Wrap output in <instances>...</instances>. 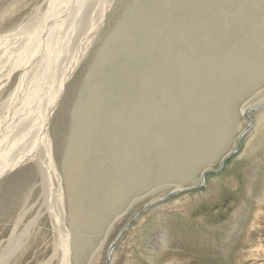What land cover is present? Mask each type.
<instances>
[{
	"label": "rangeland",
	"instance_id": "obj_1",
	"mask_svg": "<svg viewBox=\"0 0 264 264\" xmlns=\"http://www.w3.org/2000/svg\"><path fill=\"white\" fill-rule=\"evenodd\" d=\"M237 1L255 6V0H45L33 19L28 18L31 14L21 18L25 23L17 31L5 29L3 34L7 36L0 39V196L19 177H32V185L41 189L40 199L44 206L42 202L40 205L47 209L51 205L54 208L51 213L57 217L59 205L53 201L55 193L62 191L58 195L62 194L66 185L62 171L67 162L66 152L71 153V142L76 138L78 142L81 132L85 136L88 134L83 138L87 139L84 147L91 149L89 164H85V171L81 167V176L86 181L93 178V174L99 176L108 171L114 162L111 145L119 124L126 128L132 126L137 118L133 108L151 94L157 98L164 95V89L158 84H145L144 71L154 67L155 75L162 70L169 72L167 91L175 95L171 102L184 99L186 96L181 93L186 84L180 81L178 85L173 81L175 72L185 71L184 67L188 72L194 68L200 70L198 60L206 51L231 52L233 40L227 37L236 32L234 25L246 27L253 18L247 16L250 8L245 6L243 9L233 7L237 11L225 14L227 19L214 17L213 12L225 11L222 9L226 5ZM8 4L9 0H0V17L10 8ZM190 11L199 16L197 20L187 19L185 13ZM206 34L213 36L212 39H204ZM248 47L245 43L246 53H239L243 58L253 50ZM161 53H178L179 62L165 61L160 58ZM229 55L221 57L224 62H228ZM102 60L106 63L100 62ZM99 71L101 73L97 74ZM97 82L103 86L98 87ZM257 88L243 92L235 106L237 110L234 108V130L229 146L234 144V149L230 150L236 152L224 160L223 152L222 158L204 167L210 169L205 176L206 183L199 181L200 170L193 183L176 182L177 177L170 178L165 171L156 170L150 182L153 183L144 184L141 188L144 191L135 194L134 201L125 204L121 214L118 210L111 212L101 229L82 230L78 234L67 222L69 231L73 230L74 256L84 252L83 237L93 236L96 238L94 251L87 264H107L109 246L129 223V229L116 244L112 264H264V119H261L264 105L263 110L250 113L254 123L248 126L242 143L236 145L239 131L248 123L241 114L242 108L252 109L264 97V83ZM197 106L204 107L201 103ZM129 109L131 112L126 113ZM167 111L174 110L169 106ZM144 131L139 128L135 133L140 138ZM178 132L177 129L175 133H165L166 138L169 139V134L171 138L177 136ZM129 136L132 135L126 138ZM107 139L111 140L106 143ZM99 144L101 148H97ZM150 149L147 151H152L151 156L146 149H139V153H144L138 155L140 160L142 156L148 157L142 162L149 159L148 163L160 165L158 157L153 159L156 149ZM92 155L97 156L96 161L90 160ZM47 168L52 177L48 176ZM129 168L130 180L142 181L138 174L148 171L130 162ZM178 168V165L173 167L174 170ZM97 191L103 192L100 186ZM171 192L174 194L170 196ZM61 201L63 208L64 197ZM67 206L68 202L65 207L69 211ZM44 216L49 218L45 225L51 228L52 216L49 212L43 213ZM11 226L8 233L9 228L5 230L6 244L1 249L3 259L7 260L14 255L10 245L19 243L23 236L21 227L24 229L20 225L10 242L15 229ZM249 253L251 255H246ZM25 256H22V264L25 261L29 264L30 258Z\"/></svg>",
	"mask_w": 264,
	"mask_h": 264
},
{
	"label": "bare ground",
	"instance_id": "obj_2",
	"mask_svg": "<svg viewBox=\"0 0 264 264\" xmlns=\"http://www.w3.org/2000/svg\"><path fill=\"white\" fill-rule=\"evenodd\" d=\"M44 1L9 0L8 6L10 8L8 7L9 9L3 12L2 17H0V39H3L5 36H7L3 34L5 29L7 30L12 28V30L14 29L17 31V28H20L22 24L25 23V21H23L21 18L31 14L28 18L30 20L33 19L35 12L42 7ZM235 3L226 5L225 9H222L225 11L217 13L213 12L215 13L214 17L220 16V18H225V14L230 15L231 12L235 13L237 11H235L233 7H239L243 9L245 6L250 8L247 16H253L251 19L252 22L249 21L246 27L241 28L236 24L234 25L236 32L227 37L229 41L233 40V45L235 46L232 47L231 52L229 51L230 55L229 52H224L223 50L222 53H208L206 51V54L198 60V62L201 63L200 70L195 68L193 69V66V70L190 72L186 71L185 67V71H181L179 69L177 70L178 72L176 71L177 73L175 72L176 78H172L173 81L178 85L180 81L183 82L180 84H186L184 91L181 93L186 97L184 99H178L182 101L177 100L171 102L174 94L172 95V92L169 93V90L167 91V83L170 79L169 72L162 70V72L158 71V75H155L156 70L154 67L148 68L144 71L145 73L143 74L145 84H158L161 90L164 89V95L160 98H157L151 94L149 95L150 98L148 97V99L142 101L138 107L133 108L132 112H137V118L132 126L126 128L125 126L119 124V127L117 128L118 131L114 135L111 145V147L115 149L111 151V153L114 155V162L110 164L111 168L108 171H103L104 174L101 173L99 176L93 174V178H90V180L87 179L86 181L84 176H81V171H85V164H89L87 159L91 149L89 150L88 148L84 147L86 145L85 143H87V139L83 138L84 132H81L78 136L81 137L78 142L77 138L71 142V153L69 154L68 151L66 152L67 162H65L62 171L66 185H64V191L62 194L58 195L62 191H57L55 193V200L53 201V203L55 202L56 206L59 205L58 211H60L58 212L57 217L51 213V210L54 209L51 205L48 209L43 207V202L40 199L41 189L39 186L37 188L36 185H32V177H19V179L15 181L14 185L10 189L4 195L0 196V264H22L23 255H26V258H30L29 264H73V259L74 264H87L88 260H92L91 253L94 251L93 244L96 238L88 235L83 237L85 244L84 252L82 255L74 256V237L72 235V229H74L75 233L78 232V234H81L82 230L83 232L86 230L95 232L97 229L104 227L108 222L107 216L111 212H114V210H118L120 212L122 209H124L123 207L125 204H128L132 199H135V194H138L140 191H144L141 190L144 184L153 183L150 182L151 179L155 178L156 170L165 171L170 175V178L171 176L177 177L176 182L184 181L192 183L196 182L197 179L195 177L200 170L199 173L201 175L199 181L201 183H206L205 176L207 171L210 169L204 167L212 165L213 161H216L219 157L222 158L223 154H225L223 156L224 160L229 154L233 152L232 150L234 149V144L231 146L229 145L232 143V131L234 130V108L242 96V93L248 90L255 91L258 89L257 87L259 85L264 83V5L260 6L264 3V0H255V6H253V3L246 1H237ZM216 8L217 7H214V9ZM209 9L210 8L207 10ZM239 11L240 13L242 12V10ZM205 13L204 15L207 17L208 15ZM185 15L188 20H197L199 17L195 12L192 11L185 13ZM176 18L177 17H175V19ZM177 26H179V24ZM248 28H250V31L247 30ZM216 32L214 34H216ZM212 37L213 36L209 35L204 39H212ZM245 43L249 46L248 49L252 48L253 50L248 53L250 55L247 54V57L243 58V55L239 53H246L247 49L245 48ZM199 45L202 47V43ZM237 47L239 48L236 49L235 52L238 54L234 53V49ZM223 55H229L226 58L228 61L227 63L221 58ZM108 58L110 59V57ZM160 58L165 61L173 60L174 63L177 64V62H179L178 60L180 55L178 53H161ZM100 59H104V56L103 58L100 56ZM187 59L189 58L187 57ZM100 62H103V60ZM188 63H190L189 60ZM100 71L96 73L99 74L101 73ZM171 74H173L172 71ZM97 84L98 87L102 85L101 82H97ZM183 86L185 85H182V87ZM96 90L97 89H95V91ZM161 90L158 91V93H160ZM155 92L157 93V91H153L152 93ZM151 96L155 97L156 99H151ZM98 102L99 101L97 100L95 103L98 104ZM199 103H201L204 107H198L197 104ZM263 105L264 97H261L260 104L253 107L252 109H247V107L242 106L243 108L241 110V114L245 116V118L248 120V123L247 126L242 127L239 131L236 145L242 143L244 136L248 132V126L251 127L254 123V119L250 116V113L263 110ZM169 106H171L174 111L169 113L167 111ZM97 108L95 110H97ZM236 110L237 109L235 108V111ZM202 111L204 113H202ZM129 112H131L130 109L127 110L126 113ZM184 114L187 116L185 117ZM261 116H263L261 119H264V112H262ZM81 120H83V118ZM153 126L155 127V130L151 129ZM139 128H142V131L145 130L144 132L140 133V135L143 133L140 138H138L137 134L135 133V131H137ZM177 129L179 130L177 136L174 135L171 138V135L169 134V139L166 138L165 133H175ZM149 130L151 133H147ZM132 131H134L133 134ZM147 134H151V136H148ZM127 135L132 136L126 138ZM87 136H85V138ZM110 140L111 139H107L106 143ZM99 147L101 148V144L97 146V148ZM231 147L232 150H230ZM139 149H143V151L146 149V152H149L147 151L149 149L150 151L152 149H156L153 159L158 157L160 165L157 163H148L150 161L149 159L147 162H142V160L145 158L142 156V160H140L138 155L141 152L139 153ZM99 152H102V150L100 149ZM172 152H175L176 155ZM143 154L144 153H141V155ZM151 154L152 151L149 152L150 156ZM93 157L94 155L91 156L90 160L93 159L96 161L97 156L94 158ZM147 158L148 157H146V159ZM129 162L133 166L138 165L142 167V170H148L147 172L138 174L142 181L130 180ZM53 164V171H55L57 168L55 160L53 161ZM100 164L102 165L101 162ZM177 165L179 166L178 170H174L173 167ZM47 170L48 176L52 177L50 169L47 168ZM147 176L148 178L146 179ZM58 184L59 182H57V185ZM98 186H100L103 190L101 194L97 191ZM149 188L150 187L147 189ZM90 191H93L94 193L89 195L88 193ZM173 192H171L169 195L171 196L179 191ZM263 195L264 192L262 196ZM62 197H64L63 208H61ZM41 202L43 206L40 205ZM67 202L69 205V207L67 206L69 211H66L65 207ZM47 212H49V214L52 216L53 224L51 223L52 220L49 222L52 224L51 228H48V225H45L48 223L47 220L49 218H47L48 215L43 217V213ZM82 216L84 217L81 218ZM121 216L123 217L124 215ZM66 218L68 221H66ZM67 222H69V226L72 228H70L71 232L68 229L69 227L67 228ZM10 225L15 226V229H13V232L9 238L10 242L13 240V235H16L17 230H19L18 228L20 225H23L24 229L21 227L23 230V232H21L23 233V236L20 237L19 243L17 242L16 244V242H14L13 245L8 243L13 247L14 255L10 260H7L3 259V253L1 249L3 245L6 244L5 237L3 239V236H6L4 235L6 234L5 230L7 227L9 228ZM128 229L129 223L124 226L120 234L113 241L112 245L109 246V249L107 250L108 257L106 256V260L108 261L109 259V263L107 262V264H112L113 259L115 258L114 255L117 251L116 244ZM9 230L10 228L8 229L7 233ZM102 232H104V230ZM100 247L101 246H99L97 253L100 252ZM243 250H245V248ZM243 250L240 251L239 258L242 257ZM246 255L249 256L251 253ZM25 263L27 262L25 261Z\"/></svg>",
	"mask_w": 264,
	"mask_h": 264
},
{
	"label": "water",
	"instance_id": "obj_3",
	"mask_svg": "<svg viewBox=\"0 0 264 264\" xmlns=\"http://www.w3.org/2000/svg\"><path fill=\"white\" fill-rule=\"evenodd\" d=\"M234 152H236V151H233L231 154H233ZM231 154H229L228 157H229ZM108 261H109V259H108ZM108 261H107V262H108ZM108 263H109V262H108Z\"/></svg>",
	"mask_w": 264,
	"mask_h": 264
}]
</instances>
